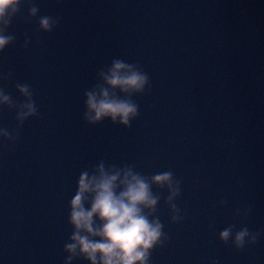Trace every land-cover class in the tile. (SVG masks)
<instances>
[{
  "label": "water",
  "instance_id": "water-1",
  "mask_svg": "<svg viewBox=\"0 0 264 264\" xmlns=\"http://www.w3.org/2000/svg\"><path fill=\"white\" fill-rule=\"evenodd\" d=\"M33 2L37 19L25 4L0 53V76L13 73L0 87L22 101L15 85L29 84L38 108L14 146L0 140V264H65L79 175L101 161L180 181L176 224L153 189L169 239L150 264H264V0ZM42 15L60 17L53 32L38 31ZM116 58L140 65L151 91L133 97L130 128L89 126L84 92ZM0 127L17 128L14 111L0 108ZM233 223L257 242L223 244Z\"/></svg>",
  "mask_w": 264,
  "mask_h": 264
},
{
  "label": "clouds",
  "instance_id": "clouds-1",
  "mask_svg": "<svg viewBox=\"0 0 264 264\" xmlns=\"http://www.w3.org/2000/svg\"><path fill=\"white\" fill-rule=\"evenodd\" d=\"M25 4L28 18L36 20L40 10L33 0H0V53L15 42L9 28ZM37 23L39 32L51 33L60 24V17L42 15ZM29 43L26 36L23 47ZM12 76L9 71L0 79L10 80ZM15 88L22 101L14 100L0 87V108L14 111L17 122L15 130L0 127V140L13 146L23 124L38 115L30 85L16 83ZM146 89L151 91V82L140 65L113 59L110 65L99 69L97 82L84 92V122L96 126L109 121L130 128L139 116V105L133 97L145 95ZM154 188L167 192L165 204L171 212V223H179L182 217L175 201L181 194V185L172 171L148 177L133 165L106 167L103 161L91 171H82L69 205L72 233L64 244L65 264H73L76 259L87 264H150L151 253L169 239L157 216L161 196L154 193ZM250 213V207L243 212L238 209L234 218H246ZM259 235L246 226L235 231L233 223L219 232V240L225 245L231 241L241 251L246 245L255 244Z\"/></svg>",
  "mask_w": 264,
  "mask_h": 264
}]
</instances>
